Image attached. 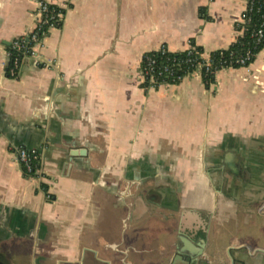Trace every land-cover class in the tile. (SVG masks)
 I'll list each match as a JSON object with an SVG mask.
<instances>
[{"label":"crops","instance_id":"1","mask_svg":"<svg viewBox=\"0 0 264 264\" xmlns=\"http://www.w3.org/2000/svg\"><path fill=\"white\" fill-rule=\"evenodd\" d=\"M35 1L0 0L5 258L188 264L185 238L203 241L190 264H231L229 253L264 264V46L208 88L199 72L157 88L140 79L145 52L227 48L245 0H56L63 19L36 48L42 64L9 77L7 46L32 29ZM16 147L40 153V179Z\"/></svg>","mask_w":264,"mask_h":264},{"label":"trees","instance_id":"2","mask_svg":"<svg viewBox=\"0 0 264 264\" xmlns=\"http://www.w3.org/2000/svg\"><path fill=\"white\" fill-rule=\"evenodd\" d=\"M247 2V9L242 14V21L235 24V28L240 31V34L227 48L216 49L209 53V66L206 65L205 59L201 56L203 49L193 43L183 51H170L162 46V49L145 52L141 58L140 68L145 67L148 58L155 61L152 75L157 83L154 88H157V84L160 83L178 84L184 77L196 70L197 63L201 64L199 72L206 88L215 82L217 71L228 67H241L237 60L245 57L247 52L250 53V59L246 63L250 64L264 46V37L257 43L254 35L260 27H262L264 33V0H247ZM30 45V43L27 44L28 47ZM7 50L11 52V57L8 58L6 65L8 68L15 51L10 44L7 46ZM141 84L142 87L147 89L149 86L148 79ZM40 164L41 161L39 163V160L32 162L30 172L21 167L23 174L27 177L36 176L35 169ZM41 188L46 191V184L41 183Z\"/></svg>","mask_w":264,"mask_h":264},{"label":"built area","instance_id":"3","mask_svg":"<svg viewBox=\"0 0 264 264\" xmlns=\"http://www.w3.org/2000/svg\"><path fill=\"white\" fill-rule=\"evenodd\" d=\"M56 0H36V11L34 14V25L32 29L26 36L19 37L14 39L10 45L15 51V54L11 58L10 66L7 68V74L9 77H15L20 69V67L27 61H31L35 65H41L42 61L40 56L36 52V48L41 45V41L49 29L56 28L61 24L63 19L62 9L55 3ZM245 10L247 9V0ZM244 10V11H245ZM256 42L259 43L263 37L262 27L258 28L254 33ZM31 45L28 47L27 44ZM162 49V48H161ZM202 56V55H201ZM7 57H11V52L7 50ZM250 59V53L247 52L246 56L239 58L237 62L241 67H247L249 64L246 62ZM154 60L151 58L147 59L146 65L143 68H140V79L143 82L148 79V88H154L156 85V79L153 78L152 70L154 65ZM205 63L209 66V57L205 59ZM201 67L200 63L196 64V70L194 72H199ZM229 68V67H228ZM224 69V68H223ZM200 73V72H199ZM160 85H168L166 83L157 84V87ZM15 153L16 160L20 167H24L28 172L31 171V163L39 160L41 161L40 153L36 150H30L24 147H16L13 149ZM34 178L42 177V164L35 169Z\"/></svg>","mask_w":264,"mask_h":264},{"label":"water","instance_id":"4","mask_svg":"<svg viewBox=\"0 0 264 264\" xmlns=\"http://www.w3.org/2000/svg\"><path fill=\"white\" fill-rule=\"evenodd\" d=\"M131 190H134V188H136L138 186V182L133 181L131 183ZM119 193H122V191H119ZM132 193H134L133 191L129 192V195ZM188 239L185 238H181V242L182 245L178 247V252L182 253L185 256V260L188 261V264H190L195 258H198L199 256L202 255V247H203V241H200V243L198 244H194L192 242H190V240H188V242H190L191 244H193L194 248L190 246L189 243H187ZM233 247H230V249L228 250L229 252L232 251ZM241 249H245L248 250V246H241ZM257 252H263L262 250H256L255 253ZM230 259H231V264H234L235 260L232 258V254L229 253ZM83 264V263H82ZM200 264H206L205 262H200ZM240 264H243L242 262H240Z\"/></svg>","mask_w":264,"mask_h":264},{"label":"flooded vegetation","instance_id":"5","mask_svg":"<svg viewBox=\"0 0 264 264\" xmlns=\"http://www.w3.org/2000/svg\"><path fill=\"white\" fill-rule=\"evenodd\" d=\"M231 252V251H230ZM235 260V259H234ZM0 264H11L6 258L3 251L0 250Z\"/></svg>","mask_w":264,"mask_h":264}]
</instances>
